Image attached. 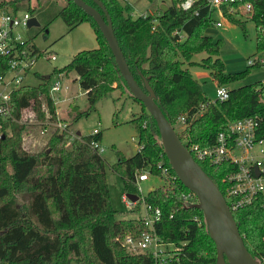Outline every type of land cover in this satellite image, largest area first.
<instances>
[{"label":"trees","instance_id":"1","mask_svg":"<svg viewBox=\"0 0 264 264\" xmlns=\"http://www.w3.org/2000/svg\"><path fill=\"white\" fill-rule=\"evenodd\" d=\"M33 1L0 0V9L28 11L39 22L35 30L44 32L56 16L68 28L83 19L90 22L97 46L77 51L64 66L53 68V73H75L86 96L83 115L95 110L96 101L114 90L126 89L140 105V111L130 119L138 149L129 157L116 154L110 168L123 181L132 182L134 175L143 170L159 175V162L166 166L167 176H159L162 183L143 196L146 204L160 210L154 232L181 246V255L173 264H214L215 247L200 209L194 206L195 198L191 194L189 199L182 197L188 191L176 177H171L174 173L162 151L155 123L129 93L93 19L71 0ZM83 1L98 8L91 0ZM99 1L107 10L137 84L143 88V79L147 80L153 101L171 126L184 116V127L175 133L186 146L192 142L209 145L228 121L261 110L258 81L229 89L225 100L210 103L183 66V62L191 63L193 54L203 52L205 56L196 64L207 69L217 85L246 73L223 72V63L217 56L220 41L204 33L211 25L205 6L197 7L196 1L192 8L182 9L177 4L179 0H169L163 9L155 0H147L148 8L133 16L130 0ZM232 21L241 23L238 19ZM263 39L264 35L255 34L256 49ZM24 47L32 54H41L29 39L25 38ZM6 70L7 58L0 56V75ZM49 88L50 74L42 76L37 85L13 88L9 92L8 116H0V264H149L147 256L130 254L119 244L123 235L136 236L146 227L138 215L117 217L109 204L103 160L89 145L91 139L99 143L100 132L71 138L67 130L54 128L39 149L23 147L22 135L29 124L24 116L27 109L40 127L44 120L56 118ZM200 103L203 109L197 115ZM73 116L74 120L79 115ZM196 162L229 204L221 182L222 167ZM131 211L137 212L138 207ZM231 214L249 255L254 260L264 256V207L260 201L232 210Z\"/></svg>","mask_w":264,"mask_h":264},{"label":"rangeland","instance_id":"2","mask_svg":"<svg viewBox=\"0 0 264 264\" xmlns=\"http://www.w3.org/2000/svg\"><path fill=\"white\" fill-rule=\"evenodd\" d=\"M58 3L64 0H56ZM157 4H167L169 0H155ZM34 2L31 0V3ZM132 4V15L145 11L149 3L147 0H130ZM212 18L220 21V25L211 24L204 30L206 35L212 39H219L218 58L223 63V72L237 74L246 71L240 78L223 83L227 89L236 88L245 84H253L256 81H264V65L248 66V58L255 56L256 41L254 22L244 16L236 17L241 23H235L234 19L225 17L217 11H213ZM22 38L30 40L36 49L41 52L35 54L36 58L21 84L37 85L42 82V76L50 74V82L60 81L59 91L51 93L54 99L55 116L54 120H44L46 132L40 134V125L34 123L33 115L29 109L24 116L29 123L28 128L22 135V145L27 150H37L44 145L47 135L54 129L53 123L69 124L68 130L72 133L79 131L80 135H87L92 129L100 132L99 144L101 146L98 154L103 160L104 178L107 187V198L111 208L116 212L117 217H130L142 212H132L126 208L120 200L121 193H133L134 185L129 181H123L121 177L113 172L110 165L114 163L119 154L122 157H129L138 149L137 135L130 119L141 109L140 105L133 101L126 89L121 92L114 90L106 97L99 98L95 104V110L87 115L82 111L86 109L85 92L79 87L76 75L73 72L53 73V68H61L79 50L91 49L97 46L95 31L86 19L81 20L75 26L68 28L60 16L54 17L47 25V31L35 30L34 26L14 28ZM30 37V38H29ZM50 55L54 59L49 58ZM205 53L193 54L190 61L183 62L188 68L190 75L198 82L205 98L212 101L215 99L216 82L210 77L209 71L196 62L204 57ZM247 69V70H246ZM12 73L6 74V79ZM74 114L79 115L73 120ZM177 129H180L176 125ZM162 180L155 175H150L147 180L140 182L137 186L144 196L148 190L158 186Z\"/></svg>","mask_w":264,"mask_h":264},{"label":"built area","instance_id":"3","mask_svg":"<svg viewBox=\"0 0 264 264\" xmlns=\"http://www.w3.org/2000/svg\"><path fill=\"white\" fill-rule=\"evenodd\" d=\"M196 1L199 3L197 7L205 6L208 9L211 24L220 25L219 20L212 18L213 11L231 19H237L236 17L241 15L254 22L255 34L264 35V0H179L177 4L182 9H190ZM193 11L196 13L197 8ZM30 15L26 10L0 9V56L7 58V70L0 75V116L2 117L8 116L9 92L21 85L22 78L36 58L35 54L30 53L24 47L25 38L14 30L18 26L28 28L26 22ZM49 58L53 60L54 56L50 55ZM248 65H264V39L261 46L256 49L255 56L248 58ZM7 73H12L8 79H6ZM258 82V100L262 106L259 112L228 121L223 129L215 133L209 145L204 146L192 142L186 143V146L180 140L195 161L204 162L209 166L222 167L221 182L224 194L229 198L227 206L230 211L256 201H260L264 207V81ZM60 87V81L50 82V96L52 97L53 91H59ZM228 91L229 89L224 85H216L215 99L208 102L225 100L228 97ZM202 109L203 103H200L196 114L200 115ZM52 125L59 130H67L71 138L77 136L75 132L71 133L68 130L66 124L53 123ZM176 125L180 129H177ZM184 125L185 118L181 115L172 127L174 131H180ZM46 131L45 126L39 129L40 134ZM98 132L92 129L89 135L92 136ZM89 145L100 152L101 146L95 140L91 139ZM157 167L160 172L155 176H167L166 166L159 162ZM150 175L146 170L134 175V180L131 182L135 187L132 193L136 195L134 201L127 196V193L120 194V200L126 208L132 210L138 207V211L141 208L142 212L138 214V217L142 220L146 230L136 236L123 235L119 239V244L130 254L147 256L150 259L149 264H173L179 259L182 248L178 244L163 240L154 232V223L160 218V210L144 202L141 190L137 186L140 182L147 180ZM190 194L194 196L188 191L182 197L189 199ZM193 202L196 203V198ZM262 241L264 242V234ZM255 261L257 264H264V256L260 255Z\"/></svg>","mask_w":264,"mask_h":264},{"label":"water","instance_id":"4","mask_svg":"<svg viewBox=\"0 0 264 264\" xmlns=\"http://www.w3.org/2000/svg\"><path fill=\"white\" fill-rule=\"evenodd\" d=\"M88 14L100 30L113 56L117 70L131 96L139 101L153 119L164 156L178 179L196 198L195 207L199 208L207 233L216 251L214 264H257L247 252L237 225L232 217L225 199L215 183L201 169L178 139L173 127L168 123L161 110L153 101L154 94L146 79L141 88L132 76L121 49L113 33L110 17L99 0H91L98 8L83 0H71ZM163 9L165 5H160ZM38 20L30 15L26 25L36 26ZM48 75L44 77L47 78ZM75 131V135H79ZM134 201L136 195L127 193Z\"/></svg>","mask_w":264,"mask_h":264},{"label":"crops","instance_id":"5","mask_svg":"<svg viewBox=\"0 0 264 264\" xmlns=\"http://www.w3.org/2000/svg\"><path fill=\"white\" fill-rule=\"evenodd\" d=\"M160 5H162V4H160Z\"/></svg>","mask_w":264,"mask_h":264}]
</instances>
